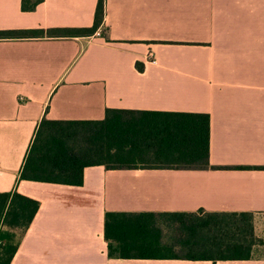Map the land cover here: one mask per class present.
Masks as SVG:
<instances>
[{
    "label": "crops",
    "instance_id": "obj_1",
    "mask_svg": "<svg viewBox=\"0 0 264 264\" xmlns=\"http://www.w3.org/2000/svg\"><path fill=\"white\" fill-rule=\"evenodd\" d=\"M97 2L0 0V30L91 27ZM107 109L209 114L210 165L19 181L43 119ZM14 190L40 206L10 264H264L258 245L215 263L109 257L104 236L110 211L251 212L264 247V0H104L91 36L0 39V193Z\"/></svg>",
    "mask_w": 264,
    "mask_h": 264
},
{
    "label": "trees",
    "instance_id": "obj_2",
    "mask_svg": "<svg viewBox=\"0 0 264 264\" xmlns=\"http://www.w3.org/2000/svg\"><path fill=\"white\" fill-rule=\"evenodd\" d=\"M43 0H21L23 12ZM98 0L91 27L0 30L2 38L91 36L102 24ZM138 69L143 66L138 64ZM210 157L206 113L107 109L101 120H48L38 126L20 171L29 180L81 185L85 167H205ZM39 201L0 193V264H10ZM170 229L172 242L164 240ZM108 256L123 259L248 260L260 242L251 212H116L105 214ZM180 249L182 254L176 252Z\"/></svg>",
    "mask_w": 264,
    "mask_h": 264
},
{
    "label": "rangeland",
    "instance_id": "obj_3",
    "mask_svg": "<svg viewBox=\"0 0 264 264\" xmlns=\"http://www.w3.org/2000/svg\"><path fill=\"white\" fill-rule=\"evenodd\" d=\"M163 236H164V240L165 241L172 242L174 233H173V231L168 229V230H166V232H164ZM257 245H258V249L257 250H259V251H256L255 253L260 254V255H264V247H260L262 245V241L260 240V242ZM176 252L178 254H182L183 253V252L180 251V249H177Z\"/></svg>",
    "mask_w": 264,
    "mask_h": 264
}]
</instances>
